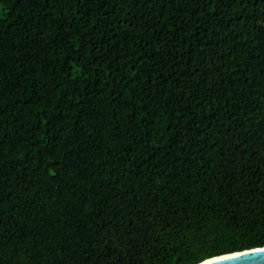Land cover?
Listing matches in <instances>:
<instances>
[{
    "label": "trees",
    "instance_id": "1",
    "mask_svg": "<svg viewBox=\"0 0 264 264\" xmlns=\"http://www.w3.org/2000/svg\"><path fill=\"white\" fill-rule=\"evenodd\" d=\"M263 246L264 0H0V264Z\"/></svg>",
    "mask_w": 264,
    "mask_h": 264
},
{
    "label": "snow or ice",
    "instance_id": "2",
    "mask_svg": "<svg viewBox=\"0 0 264 264\" xmlns=\"http://www.w3.org/2000/svg\"><path fill=\"white\" fill-rule=\"evenodd\" d=\"M258 255H264V247H253L246 251H235L231 252L230 254L211 257L209 259L203 260L202 264H220V262L224 261L239 260L243 257Z\"/></svg>",
    "mask_w": 264,
    "mask_h": 264
},
{
    "label": "water",
    "instance_id": "3",
    "mask_svg": "<svg viewBox=\"0 0 264 264\" xmlns=\"http://www.w3.org/2000/svg\"><path fill=\"white\" fill-rule=\"evenodd\" d=\"M246 250H248V249H246ZM246 250H242V251H246ZM226 254H230V253H225V254H220V255H226ZM217 256H219V255H217ZM212 257H215V256H212ZM207 259H209V258H207ZM202 261L197 263V264H202ZM220 264H264V255L247 256V257H243L239 260L220 262Z\"/></svg>",
    "mask_w": 264,
    "mask_h": 264
}]
</instances>
